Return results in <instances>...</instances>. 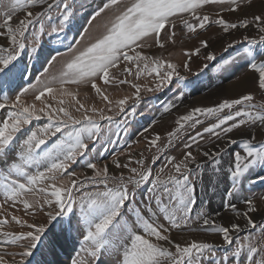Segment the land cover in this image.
<instances>
[{"label":"rangeland","instance_id":"1","mask_svg":"<svg viewBox=\"0 0 264 264\" xmlns=\"http://www.w3.org/2000/svg\"><path fill=\"white\" fill-rule=\"evenodd\" d=\"M47 2L53 3V0ZM66 2L70 5L71 18L63 26L60 21L64 9L59 3H53L51 10L38 22L36 14L43 12L46 5H31L13 11L12 0H5V4L0 6V25H3L6 19V12L12 15L10 27L13 29L19 26L20 21L33 20L26 29L23 38L26 47L22 51L10 42L6 35L7 30L0 26V33H5L0 35V47L5 50L0 55L19 52L12 72L5 78L8 86L5 87L3 82H0V93H6L9 98L8 105L0 109V125L8 118V112L13 110L9 105L16 102L17 95H20L19 103L24 106L34 104L37 110L45 109L44 113L37 112L40 119H33L28 125H24L22 130L15 134L5 153H0V219L7 220V223L0 228V233L19 234L34 231L28 226L33 224L44 225L45 232L39 234L41 239L37 242V247L32 250L31 256L22 258L19 255L24 250V246L31 243L30 239L18 240L16 243L0 247V255L5 257L7 264H11L13 260L19 264L21 259L24 260V264H72L73 259L77 260L78 264L80 262L122 264L124 248L121 246L126 244L130 247L131 243L130 238L127 240L123 238L126 235L123 229L119 233L116 228L111 230L110 244L98 257L90 255L93 245L83 239L87 234V227L81 212V198L85 193L103 190L102 184L97 187L91 180L85 179L94 175V170L86 167L87 162H92L100 170L107 166L110 187L120 183L121 175L127 182L130 176L139 179L140 172L151 173L149 181L141 182L135 188L134 196H130L125 206L121 208L117 227L127 222L134 233L145 235V238L167 248L172 253L176 251L175 244L185 246L197 241L214 245L211 251L204 252L202 264H258L264 261V165L253 166L237 182H234L230 176L234 167L233 153L241 151L243 154L241 142L244 139L254 136L253 144L256 147L264 143V124L258 121L255 123L246 121L233 132L224 133L222 128L234 123L229 121L215 132L204 131L224 115L232 114L233 111L242 108L249 110L243 105H235L233 109H223L213 116L197 113L193 120L187 122L182 120V117L195 108L218 106L224 100L237 99L247 94L252 95V104L264 105V89L258 86V72L250 68L242 58L246 49L264 51V44L248 43L253 39L259 41V38L264 36V32L261 31L264 25L254 20L256 16L264 17V0H237V5H232L227 0L223 3L209 2L197 9L195 15L175 14L169 18L159 37L150 34L142 38L141 47L133 46L135 51L141 52L143 56L149 58L148 60L131 62L121 59L116 67L109 69L108 83L99 78L95 80L101 93H97L91 86V80L64 85V89L73 93L84 105L79 111L75 110L78 105L75 104L72 96L62 93L59 83L51 85L56 89L55 93H45L41 98L44 103L37 101L35 99L37 88L42 90V85L37 84V78L44 80L53 75L59 77L66 63L106 34L107 26H110L115 16L131 6L134 0H118L116 5L110 6L99 15L97 13L107 0H66ZM234 7H236L235 11L232 10ZM29 12L32 16L27 15ZM204 15L209 17V22L205 23L204 28H200L197 17L202 18ZM219 18H223L229 24L236 23L238 27L229 28L225 32L223 26L216 23ZM244 20L248 21V26H239ZM41 24H43V32L40 31ZM189 24L194 25L195 30H191ZM202 40L207 41V47L201 45ZM197 48H199L198 54L195 53ZM128 51L130 55L135 54L132 50ZM209 54L215 58L207 59ZM53 56L57 59L49 64L48 61ZM157 58L176 65L171 81L165 80L161 84L155 72L149 74L151 68L155 66L152 61ZM256 61L264 62V55H257ZM146 63L149 65L147 70L144 69ZM137 64L140 66L139 75H137ZM45 69H48L47 74ZM164 71L165 69H160L161 76ZM242 77L246 79L245 82L234 86L228 85ZM29 84L37 87L21 93V89L27 88ZM157 84H161V87L157 88ZM133 85L140 87L137 90ZM221 87L224 90L209 94L211 89ZM105 95L108 97L107 100L104 99ZM199 95L203 97L196 99ZM125 98H127L126 103L121 110L118 101ZM60 100L65 103L61 105ZM0 103H4L2 98ZM47 104H51L53 108L67 107L77 119L85 114L93 117L99 125L97 138L85 139L84 142L89 146L86 154L83 157L78 156L75 162H69L67 171L76 173V176L69 177L66 172H56L54 181L42 180L33 186V191H25L13 200L5 195L4 176H7V182L12 180L26 182L18 173H9L8 168L12 162H21L18 154L23 150V141L27 136L31 132H36L40 138L47 140V145L37 150V155H42V150L50 148L52 144L65 138L66 131L72 130L65 129L56 135H52L54 128L47 134L41 132V129L49 126L46 113L50 110L46 107ZM256 110L264 111V109H252V111ZM101 117H111V120ZM196 120L200 123H196ZM160 121H164V126H155ZM11 122L9 120V123ZM233 139L237 140L236 144L229 142ZM188 152L194 157L187 161L191 170L190 181L194 185V204L186 222L177 219V224H172L165 218V214L160 212L153 198L154 193L149 189L153 187L151 180L157 175L162 179L178 175L174 165L185 160ZM205 152L209 155L205 156ZM46 166L41 161L39 164L33 162L25 165V168L30 174H38L44 171ZM133 168L137 169L136 174L131 172ZM71 179L78 180V184L73 188V212L71 214L65 212L56 220H51L49 213L55 215L60 211L55 198L50 195L51 185L55 183L60 187V181L63 180L66 182L65 187H71ZM234 183L237 185L235 188H233ZM128 187L132 192L133 185L129 184ZM41 188L48 189V193L40 192L38 189ZM246 199L251 200L256 208L255 211L249 212L255 227L246 223L243 214L248 211L244 202ZM24 200L29 202L30 208L25 209ZM164 203L167 204L168 201L165 200ZM232 204L236 206L235 210L229 206ZM146 205L152 207L155 216L146 210ZM171 210L172 206L169 205V211ZM198 213H204L209 218V225L203 223V218L197 219ZM138 214L149 222L161 225L162 233L169 236V240L157 241L154 237L147 236L136 223ZM241 214L242 217L239 216ZM13 216L20 222L14 221ZM223 216H226L229 222H225ZM77 218L80 219L78 225ZM212 222L216 226L239 225L238 230L230 228L231 244L223 239V233L210 230ZM179 234H184V237L181 235L178 237ZM5 239L7 238L0 234V241ZM241 245L244 247L240 255L235 256V249ZM248 245L257 249L251 262L246 258ZM161 264H167L166 258H161Z\"/></svg>","mask_w":264,"mask_h":264},{"label":"snow or ice","instance_id":"2","mask_svg":"<svg viewBox=\"0 0 264 264\" xmlns=\"http://www.w3.org/2000/svg\"><path fill=\"white\" fill-rule=\"evenodd\" d=\"M213 2V3H223L225 0H134L131 6L127 7L120 14L115 16L114 20L111 22L110 26H107L106 34L101 38L97 39L90 46L86 47L83 51H80L75 55L69 62L66 63L64 70L61 72L60 76L46 77L44 80L37 78V84L42 85V90L37 88V95L35 99L37 101H42L45 93L53 94L56 89L51 85L59 83L61 91L64 95L72 96L76 107V111L84 108V105L80 103L76 96L64 89L66 83H80L85 80H91V86L95 89L97 93H101V89L96 85L95 80L97 78L102 79L105 83L109 82V69L116 67L120 60L124 61H140L148 60L149 58L143 56L141 52L135 51V48L142 46V38L148 37L150 34H155L159 37L161 30L165 27V24L169 22V18L173 17L177 13H192L196 14L197 9L202 5ZM232 5H237V0H227ZM53 3H59L63 5L62 19L60 21L61 26L67 24L71 18L70 5L66 0H53ZM53 3H48L47 0H12V10H17L22 7L31 5H46L43 12H38L36 14L37 22L41 17L45 15L46 12L50 11L53 7ZM118 0H107L102 8H100L97 15L103 13L107 8L112 5H116ZM5 4V0H0V6ZM233 11L236 7L232 8ZM28 16H32V13H27ZM6 19L3 25L6 31L7 38L10 42L15 45L19 50H23L26 45L23 43V38L25 37L26 29L33 23L32 19L25 21H20L19 26L16 29L10 27V21L12 20V15L10 12L5 13ZM199 19V27L204 28L205 23L209 22V17L204 15ZM255 22L260 25H264V17L256 16L254 17ZM187 23V21H185ZM216 23L223 26L224 31L227 32L229 28H236L238 25L236 23L229 24L224 21L223 18L217 19ZM241 27H247L248 21L244 20L239 25ZM188 27L191 30H195V26L189 24ZM43 24H41L40 31L43 32ZM62 30V28H61ZM56 31V29H53ZM261 31L264 32V27H261ZM0 35H5V33H0ZM247 39V38H246ZM159 44V40L157 39ZM201 45L207 47V41H200ZM251 45L264 44V36L257 40H249ZM161 47L163 45H160ZM128 50L135 52L134 55H130ZM5 50L0 47V53ZM195 53H199V48L195 50ZM19 52L15 54L13 52H8L7 55H0V82H3L4 86L7 87L6 77L12 72L14 67V62L17 59ZM59 55V54H57ZM239 55V54H238ZM257 55H264V51H253L252 49H246L242 54V58L248 63L249 67L258 72V86L264 89V62L257 63ZM215 57L211 54L208 55L207 59L213 60ZM57 59L53 56L49 64ZM152 63L155 65L151 68L152 72H155L157 77L163 81H171L173 74L176 70V65L170 61L154 59ZM187 67V64L185 65ZM139 64H137V75H139ZM149 65L144 64V69L147 70ZM165 69L163 76H161L160 69ZM130 71V69H125ZM48 73V69L44 70ZM161 84H157V88L161 87ZM36 85L29 84L27 88L21 89V93H26L29 90L36 88ZM133 87L139 89V85H133ZM0 98L3 99L4 103H0V109L5 108L8 105V96L6 93H0ZM55 98V97H53ZM104 99L107 100L108 97L105 95ZM126 99H121L118 104L123 110V106L126 103ZM253 97L251 94L243 95L237 99L224 100L218 106L208 107V108H195L191 113L182 117V120L187 122L193 120L194 115L199 113L202 115L213 116L220 113L223 109H233L235 105H243L249 110H235L232 114L224 115L223 118L218 119L217 123L212 124L209 128H205V132H215L216 129L221 128V126L226 125L229 121H234L230 126L223 127L222 131L224 133H231L234 129H238L240 126L244 125L246 121H251L253 123L260 122L264 124V111L252 109H264V105H254L251 103ZM20 95L16 96V102L13 105H9L13 110L8 112V118L3 121L0 125V153H5L9 145L14 140L15 134L22 130L24 125H28L33 119H40L37 112L44 113L45 109H36L35 105L24 106L19 103ZM59 103L63 105L65 102L60 100ZM46 107L50 110L46 113L49 121V126L41 129V132L47 134L52 128L55 129L52 135L60 133L65 129H72L71 131H66L65 138L52 144L50 148L42 150V155H37V150L42 149V146L47 145V140L40 138L36 132H31L27 138L23 141V150L18 154L19 160L21 162H12L8 168V172H16L20 176L24 177L26 182H19L17 180H12L7 182V176H4L5 184V195L7 197L15 200L25 191H33L34 185L45 179L55 180V173H65L69 177L76 176V173L67 171L69 168V162H75L77 157H83L89 146L84 141L85 139L97 138V133L99 131L98 122L93 119V117L88 115H83L80 119L75 118L67 107L53 108L51 104H47ZM167 110V109H165ZM87 111V110H85ZM95 111V109H93ZM242 117V118H241ZM102 119L111 120V117H101ZM241 118V119H237ZM9 120L12 122L9 123ZM200 123L199 120L195 121ZM81 125V127H77ZM199 135V134H198ZM195 139V138H193ZM254 136L248 139H244L241 142V147L243 149V154L241 151H236L233 153L234 167L230 173V176L234 182L239 181L253 166L260 164L264 165V143H261L259 147L253 144ZM232 144H236L237 140H230ZM155 143V141H153ZM205 156L209 153L205 152ZM194 159L192 153H186L185 160L176 163L174 165L175 172L178 175H171L167 179H162L160 175H157L155 179L151 180L153 187L149 189L150 192L154 193V200L158 206L161 213L165 214V218L170 220L172 224H177V219L187 221L189 215L192 211V205L194 204V185L190 181V169L188 167V159ZM174 159V158H173ZM43 161L47 166L44 171L38 174H30L26 170L25 165L31 164L33 162L39 164ZM119 167V164H117ZM86 167L88 169L94 170V175L92 177H86L85 179L91 180L96 184L103 185V190H97L90 193H85L81 198V212L83 216V221L87 227V234L83 237L85 241H90L93 247L90 249V255L92 257H98L100 254L107 250V247L111 241V230L113 228L117 229L119 233L121 229L126 235L123 237L125 240L130 238V247L122 245L124 248L122 256V264H161V258H166L167 264H202V259L204 252L211 251L214 245L192 241L190 244L181 246L180 244H175V253L170 252L167 248L162 247L157 243H153L152 240L145 238V235L136 234L133 232L131 227L125 222L120 227H117L119 221L117 218L121 215V208L125 206L126 201L129 200L130 196H134L135 188L138 187L141 182H147L150 178L149 172L138 173L139 179L134 176H130L128 181H124V177L121 175L119 177L120 183L114 187H110L108 184L109 175L108 168L105 166L102 170L97 168V165L92 162H87ZM127 167V165H125ZM199 167V166H198ZM163 171V169H161ZM131 172L136 174L137 169H131ZM52 175H46V174ZM116 179V177H112ZM65 181H60L61 186L57 187L55 183L51 185L52 191L50 195L55 198V203L59 206L60 211L56 212L55 215L49 213L51 220H56L57 217L63 215L65 212L71 214L73 212V188L78 184L77 179H71V187H65ZM133 185L132 192L129 191L128 185ZM237 185L233 184V188ZM81 187L83 185L81 184ZM40 192L48 193V189L41 188L38 189ZM232 193L230 192L229 195ZM167 200L168 203L165 204L164 201ZM51 201H49L50 203ZM248 207V211L244 212V216L248 218V224L255 227V222L249 216V212L255 211L256 208L253 202L249 199L244 201ZM25 209L31 207L27 200L23 201ZM169 205L172 206L171 212L169 211ZM233 210H235V205H229ZM146 210L151 212L153 216L155 213L152 211L150 205H146ZM179 213V216H177ZM203 218V223L209 225L210 220L204 213H198L197 219ZM12 219L16 222H20L15 216ZM7 223L6 219H0V228ZM77 225L80 223V219L76 220ZM136 223L143 232L150 237H154L157 241H168L169 236L164 235L161 231L162 226L149 222L148 219L144 218L142 215L138 214ZM33 228L34 231H29L26 233H9L2 232L5 239L0 241V247H3L9 243H16L18 240L30 239L31 243L24 246V250L19 253V255L24 257H29L33 254V249L37 247V242L41 239L39 234L45 232L44 225H28ZM69 227H72L71 220L69 221ZM230 228L232 230H238L239 225L231 224L228 226H216L212 222L211 231L223 233V239L231 244L232 239L229 235ZM243 245L235 249V256H239ZM249 251L247 253V260L251 262L253 260V254L257 253V249L248 245ZM0 264H7L5 257L0 255ZM11 264H17L15 260L11 261ZM19 264H24V260L21 259ZM72 264H78L77 260L73 259ZM83 264V262H80ZM258 264H264V261L258 262Z\"/></svg>","mask_w":264,"mask_h":264},{"label":"bare ground","instance_id":"3","mask_svg":"<svg viewBox=\"0 0 264 264\" xmlns=\"http://www.w3.org/2000/svg\"><path fill=\"white\" fill-rule=\"evenodd\" d=\"M246 81V79L244 78V77H242V78H239V80H237V81H234L233 83H230V84H228L229 86H234V85H236V84H239V83H243V82H245ZM227 84V83H226ZM221 90H224V88H215V89H211V91L209 92V94L211 95V94H216V93H218V92H220ZM198 97H203L202 95L200 96H197L196 97V99L198 98ZM193 100V99H192ZM177 104L179 103L180 104V102H176ZM169 121V120H168ZM167 122V121H166ZM164 121H160L159 123H157V124H155V126H164ZM239 216H243V214H241V215H239ZM223 217H225V219H224V221L225 222H229L228 221V218L226 217V216H223ZM245 218V217H244ZM246 223H247V220H248V218L246 217ZM182 236V237H184V234H179L178 235V237L179 236ZM190 235H192V234H190ZM207 235V234H206ZM193 236V235H192Z\"/></svg>","mask_w":264,"mask_h":264}]
</instances>
